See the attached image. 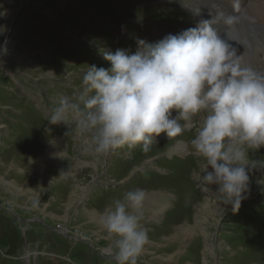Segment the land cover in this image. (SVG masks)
Segmentation results:
<instances>
[{"label":"rangeland","instance_id":"374dc122","mask_svg":"<svg viewBox=\"0 0 264 264\" xmlns=\"http://www.w3.org/2000/svg\"><path fill=\"white\" fill-rule=\"evenodd\" d=\"M235 4L0 0V264H115L114 241L84 212L93 209L101 216L129 189L150 188L151 181L161 177L180 189L165 193L166 208L156 204L143 208L140 222L149 243L137 264H264V146L246 149L242 164L249 176L248 189L239 211L233 212L220 202L218 192L205 188L196 177L205 160L193 154L190 142L203 113L171 139L161 133L147 153L137 145L98 156L85 151L90 137L79 134L75 124L48 123L62 96L78 101L82 77L91 65L110 67L104 52H135L137 38L156 42L207 21V14H225L228 19L220 20L221 28L234 17L232 34L228 30L223 37L217 34L245 55L244 62L264 70L257 61L264 55L252 54L256 33L264 37V25L256 24V31ZM51 142L56 143L49 146ZM187 183L195 194L194 200L184 203L182 189L188 187L179 185ZM192 201L202 206L194 207ZM166 216L169 221L163 220ZM172 242L180 245L172 250L168 247Z\"/></svg>","mask_w":264,"mask_h":264},{"label":"clouds","instance_id":"9594fccd","mask_svg":"<svg viewBox=\"0 0 264 264\" xmlns=\"http://www.w3.org/2000/svg\"><path fill=\"white\" fill-rule=\"evenodd\" d=\"M103 55L110 67L91 65L78 101L62 96L49 125L75 124L90 137L85 151L98 156L137 145L147 153L161 133L171 139L203 113L190 142L193 154L205 160L196 177L238 212L248 189L246 149L264 146V70L244 62L209 21L156 42L137 38L135 52ZM146 195L142 188L129 190L100 216L114 241L115 264H137L149 243L140 222Z\"/></svg>","mask_w":264,"mask_h":264},{"label":"bare ground","instance_id":"6f19581e","mask_svg":"<svg viewBox=\"0 0 264 264\" xmlns=\"http://www.w3.org/2000/svg\"><path fill=\"white\" fill-rule=\"evenodd\" d=\"M226 1V0H225ZM231 2H235L236 1V4H235V9L236 10H239V9H241V16L245 19V16L247 15L251 20H252V22H253V25H255L256 26V31H257V29H258V26L256 25V24H258V25H264V0H230ZM222 5H223V1L222 2H220ZM245 14V15H244ZM234 17H231L229 20V22H228V24H225L224 25V27H220V20H223L222 22H226L227 21V17H226V15L225 14H218V15H216V16H213V15H208L207 14V21H209L212 25H213V27H215V30H216V32H218V33H220L221 34V37H223V35H226L227 33H226V31L228 30L229 32H228V35H231L232 34V32H233V28H234V23H233V21H232V19H233ZM194 21V20H193ZM262 23V24H261ZM188 24H190V23H188ZM231 24V28H228L229 27V25ZM233 27V28H232ZM261 29V28H260ZM260 31V30H259ZM263 32V31H262ZM262 34V33H261ZM256 37H257V39L255 40V42H254V45H253V53L252 54H255V53H258V54H263L264 55V37L263 36H260L259 34H257L256 33ZM6 47L5 46H3V50L1 51L2 53L4 52V49H5ZM241 55H242V58H243V60H245V55L244 54H242V53H240ZM252 54H248V55H252ZM1 55V54H0ZM2 57H3V55H2ZM257 61H258V64L262 67V68H264V59H259V58H257ZM65 132V131H64ZM66 134V133H65ZM66 137V136H65ZM62 138V137H61ZM64 138V137H63ZM74 138V137H73ZM78 138H79V136H78ZM61 140V139H60ZM59 140V141H60ZM64 140V139H63ZM58 141V142H59ZM70 141V140H69ZM85 141V140H84ZM57 142V141H56ZM56 142H51V144L49 145V146H51V145H53L54 143H56ZM64 142V141H63ZM65 142H66V140H65ZM176 142V141H175ZM63 144V143H62ZM175 144V143H174ZM165 145V144H164ZM55 146H57V144H55ZM60 146V145H59ZM64 146H67V145H64ZM173 146H175V145H173ZM181 146V145H180ZM180 146H178L179 148H180ZM63 147V146H62ZM168 147V146H167ZM176 147V146H175ZM183 147V146H182ZM49 148H52V147H49ZM48 148V149H49ZM159 148V147H158ZM171 148V147H170ZM48 149H45V151H48ZM53 150V149H52ZM49 152V151H48ZM156 152V151H155ZM153 153V152H152ZM54 154V153H53ZM46 155H47V153L46 154H44V156H43V159H45V161L47 160L46 159ZM66 155H67V153H66ZM151 155V154H150ZM145 157V156H144ZM48 158V157H47ZM49 159V158H48ZM181 159V158H180ZM180 159H178V160H180ZM42 160V159H41ZM67 160V159H66ZM137 160V159H136ZM142 160H144V159H142ZM159 160V159H158ZM151 161H152V159H151ZM199 161V160H198ZM53 162V161H52ZM55 162V161H54ZM81 162V161H80ZM79 162V163H80ZM100 162V161H99ZM144 162V161H143ZM155 162V161H154ZM155 163H157V162H155ZM159 163V162H158ZM69 164V163H68ZM78 164V163H77ZM81 164H82V162H81ZM198 164H200V163H198ZM41 165V164H40ZM83 165V164H82ZM123 165V164H122ZM138 165V164H137ZM141 165V164H140ZM202 165V164H201ZM65 166V165H64ZM155 166V165H154ZM197 166V165H196ZM116 167H118V166H116ZM147 167V166H146ZM152 167V166H151ZM111 168H114V167H111ZM123 169H125V167L123 168ZM155 169V168H154ZM157 169V168H156ZM111 169H109V171H110ZM148 170V169H147ZM147 170H146V172H147ZM152 170V169H151ZM55 171H57V170H55ZM54 171V172H55ZM65 171V170H64ZM112 171V170H111ZM110 171V172H111ZM118 171V170H117ZM149 171V170H148ZM182 171H184V170H182ZM114 172H116V171H114ZM150 172H152V171H150ZM153 172H155V171H153ZM167 172V171H166ZM112 174V173H111ZM108 175V174H107ZM116 175V174H115ZM145 175H146V173H145ZM54 176V175H53ZM56 176V175H55ZM116 176H120V175H116ZM65 177V176H64ZM113 177H115V176H113ZM55 178V177H54ZM66 178V177H65ZM111 178H112V176H111ZM173 177L172 176H170L168 179H172ZM115 179V178H114ZM165 178H159V179H157V180H152L151 181V184H152V187H150V188H147V189H144L145 190V192H146V194H147V192H151V191H159L158 192V194L157 195H146V200H145V205H144V208H149V207H152V205L154 204H156L157 205V207L158 206H165V203H167V201H166V198H169V195L168 194H165V193H167V191H171V190H176V188L177 189H180L179 187H175V185L174 186H171L172 185V183H168V182H163V180H164ZM60 180H62V179H60ZM60 180H56L57 182L56 183H58ZM65 180V179H64ZM167 180V179H166ZM173 180H171V182H172ZM76 182V181H75ZM47 183V182H46ZM63 180L60 182V186H62L63 187ZM188 185V186H187ZM179 186H181V187H188V191H187V189L186 190H184V189H182V191H183V195H184V197H182L183 199H182V201L185 203L187 200H188V202L190 201V199L193 197V194H195V192L193 191L194 189H192V187L191 186H189V184L187 183V184H185V185H183V184H180ZM143 189V188H142ZM34 190V189H33ZM129 190H132V189H129ZM128 190V191H129ZM187 191V192H186ZM77 194V193H76ZM165 194V196L162 198V195H164ZM73 195V194H72ZM160 196V197H159ZM72 197V196H71ZM107 198H109V197H107ZM110 199H111V196H110ZM113 199V198H112ZM177 199V198H176ZM72 200V199H71ZM186 200V201H185ZM191 200H194V199H191ZM98 202V201H97ZM110 202H112V201H110ZM193 203H194V201H192ZM171 203V202H170ZM191 203V202H190ZM192 203V204H193ZM188 205V204H187ZM204 205V204H203ZM194 207H198V208H200L201 206H202V204H200V202H195L194 203V205H193ZM98 207V206H97ZM156 207V208H157ZM175 207V206H174ZM62 208V207H61ZM99 208V207H98ZM102 208V207H101ZM155 208V209H156ZM164 208V207H163ZM165 208H166V206H165ZM168 208V207H167ZM170 208V207H169ZM205 208V207H204ZM150 209V208H149ZM148 209V210H149ZM208 209V208H207ZM98 210V209H97ZM199 210V209H198ZM92 211H93V209H92ZM91 210H86L85 212H84V216H86V217H89V220L91 221L92 219L94 220V221H91L94 225H100V215H99V213H97V211H93L92 212ZM158 211V210H157ZM193 211V210H192ZM200 211V210H199ZM208 210H206V212H207ZM99 212V211H98ZM101 212H102V210H101ZM154 212V211H153ZM209 212V211H208ZM198 213V212H197ZM165 214V213H164ZM199 214V213H198ZM167 215V214H166ZM52 216V215H51ZM163 216V215H162ZM185 216V215H184ZM143 217V216H142ZM188 217H189V215H188ZM60 218V217H59ZM157 218V217H156ZM171 219H173V218H171ZM183 219H185V218H182V220ZM163 220H166V221H169L170 219H168V216H166L165 217V219H163ZM180 220H181V218H180ZM186 220V219H185ZM178 222V221H177ZM164 223H166V222H164ZM176 223V222H175ZM170 224V223H169ZM187 227V226H186ZM177 228V227H176ZM192 228V227H191ZM179 229H180V227H179ZM184 229V228H183ZM183 231V230H182ZM175 232V231H174ZM177 232V231H176ZM180 232V231H179ZM191 232H192V229H191ZM173 234V233H172ZM171 234V235H172ZM187 234V230H186V232H185V235ZM192 234V233H191ZM167 235V234H166ZM176 235V234H175ZM180 235V234H179ZM190 235V234H189ZM189 235H188V237H189ZM178 238V237H177ZM179 242H180V240H179ZM185 243V242H184ZM180 245V243H176V242H172V244H170L168 247H170V249H172V250H175L176 248H177V246H179ZM181 245H182V243H181ZM208 246V245H207ZM169 249V248H168ZM179 249V248H178ZM62 257V256H61ZM186 263V262H185ZM188 263V262H187ZM176 264V263H175ZM182 264H184V263H182Z\"/></svg>","mask_w":264,"mask_h":264},{"label":"crops","instance_id":"0c3cea01","mask_svg":"<svg viewBox=\"0 0 264 264\" xmlns=\"http://www.w3.org/2000/svg\"><path fill=\"white\" fill-rule=\"evenodd\" d=\"M1 221V220H0ZM3 221V220H2ZM4 223V222H3ZM4 226H6V224H4ZM3 230V228L0 226V232Z\"/></svg>","mask_w":264,"mask_h":264}]
</instances>
